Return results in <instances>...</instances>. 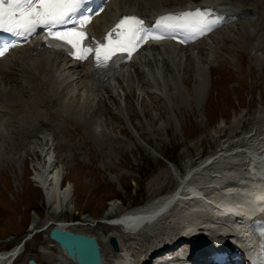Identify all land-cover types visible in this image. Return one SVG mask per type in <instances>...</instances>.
I'll return each mask as SVG.
<instances>
[{
  "label": "rangeland",
  "instance_id": "1",
  "mask_svg": "<svg viewBox=\"0 0 264 264\" xmlns=\"http://www.w3.org/2000/svg\"><path fill=\"white\" fill-rule=\"evenodd\" d=\"M174 1L167 0L166 5L186 0ZM263 16L261 11L258 17ZM258 26H264L263 19ZM243 29L239 22L200 43L199 49H185L186 65L181 67L180 76H175L176 85L169 82L168 98L166 91L147 77L144 68L115 93L107 89L93 98L91 92L83 95L85 86L81 84L73 97L45 85L38 86L40 94L36 80H27L21 67L22 53L15 54L9 62L10 72L0 73V78L6 79L0 91V109L7 115V121L0 123V132L6 133L2 134L5 137L0 135V251L25 242L13 264H29L30 259L39 264H62L60 259L65 257L58 244L50 240L49 229L33 237L30 232L31 222L39 216L40 226L56 224L48 219L45 194L33 180L37 170L34 164L38 158L44 162L46 152L31 147L45 144L46 136L58 155L57 165L67 166L63 186L71 180L76 189L75 208L55 218L73 224V231L99 237L108 259L126 253L136 264L155 245L180 232L187 233L186 223H176L161 225L157 237H144L102 221H106L110 202L117 201L124 213L174 191L181 176L207 160L209 165L217 152L228 154L244 144L241 139L253 129L257 112L264 109V62L257 58L259 54L264 58V54L253 48L251 34L242 36ZM250 30L253 32L255 27ZM199 61L203 72L200 80ZM137 67L135 64L130 74H135ZM167 67L170 72L164 73L170 77L173 68L170 64ZM29 82L36 83L34 90ZM199 85L203 87L200 96ZM11 99L19 101V109L5 104L13 105ZM223 157L191 175V182L201 187L209 199L237 189L248 171L241 158L234 161ZM174 165L178 174L172 172ZM214 169L218 175L212 173ZM222 186L226 189H218ZM182 188L186 194L187 185ZM195 213L200 215H191L196 217ZM91 216L94 222L84 221ZM201 223L214 224L209 218ZM113 236L119 241V252L110 243ZM201 237L200 244L202 240L210 241L206 235Z\"/></svg>",
  "mask_w": 264,
  "mask_h": 264
},
{
  "label": "bare ground",
  "instance_id": "2",
  "mask_svg": "<svg viewBox=\"0 0 264 264\" xmlns=\"http://www.w3.org/2000/svg\"><path fill=\"white\" fill-rule=\"evenodd\" d=\"M237 1L238 0H186L183 2H175L171 5H166L167 0H113L107 11L100 15L97 20L93 23L92 29L95 33H98L102 26H105L107 23H110L113 20V16H116L121 13L131 12L134 10H139L146 17L150 18L154 17L157 13H161L169 9H182L195 5H200L203 7H214L218 10L231 11L233 14L241 16L239 20H237V22H233L230 26L235 27L236 23L241 22V24L244 25L242 36H248L249 34H251L253 37V48L257 49V51H259L258 53L263 51L262 54H264V26H258L259 20H264V16L263 18L258 17L261 11L262 13H264V6L261 5L264 4V2L261 0H258V2L250 0L248 3H245L241 0L239 3H237ZM250 15L252 17H250ZM256 17H258V20L256 19ZM252 26L255 27V30L253 32L250 30ZM215 36L213 35L212 37ZM199 46V44H196L192 48L188 47V49H199ZM35 49L36 51H40V49H38V44H35L30 48L27 47L13 51L8 58L0 60V73L7 74L10 72L8 69L9 62L11 61L10 59H12L15 54L20 52L23 55L22 57H20V60L23 63V66L21 67H23L22 69H24L23 71L26 73L25 76L27 75V80H36L38 92H40L39 87L41 88L43 85H45L49 86L51 91L55 90L62 94L66 93L67 96L72 94L71 97L76 96V90L81 84H84L85 86L83 95H85L86 93V95L88 96L87 93L91 92V96H93V98L94 94H97L104 90L106 91L107 89L112 91V93H115L117 92L118 88H122V83H126V85L129 84V82L134 79V76H138L144 71L146 72L147 77L156 86L157 84H159L160 87L164 89V91H166L165 94L168 98V92H170L168 88L169 82L176 85V83L174 82L175 76H180L181 67L186 65V58H188L185 48L178 49L174 45L170 46L169 44H160L151 48L146 47L144 51L138 55L134 63L130 64L127 69H121L119 72H117L116 77L105 81L102 84H98L89 77V73L86 69L73 70L70 69V67H67L68 64L64 63V59L60 55V53L48 52L46 54H42L34 58L32 56V50ZM257 58L259 60L261 59V62L263 64L264 58H262L261 54H259ZM24 62H26L27 64H25ZM135 64H138V70H136L135 74L133 73L132 75L130 73ZM167 64H170L173 68V74L170 77H168L170 69L167 67ZM200 64L201 62L199 61V80L202 77L203 73ZM141 68H144L143 71L141 70ZM165 71H168L167 76H165ZM3 80L6 79L0 78V91L2 92ZM78 83H80V85ZM35 84V82L33 84L29 82V86L33 87V90L35 88ZM202 89V85H199L197 93L199 96V93ZM7 95L9 96V94ZM79 99L83 100V97H80ZM16 100H14V102ZM6 101L8 102L9 100L7 99ZM73 101L77 102L78 100L75 99ZM7 102L5 104L8 107H11L16 110L19 109V101L13 103V105L7 104ZM24 104L26 103L24 102ZM257 114V121H255L256 123L253 129L248 134H245L243 139H241L242 143L244 144L238 147V149L229 152L228 154L217 152V157L213 160V162H210V164H212L216 159L218 160L219 157L223 156V158H230L234 161L240 160L241 158L242 163L247 165L246 169L248 171L245 176L240 178L243 183L239 184L240 186H238L237 189H229L226 190V192L222 191L225 193L220 192L219 194L215 195L212 199H209L201 187H197L195 182L194 185V183L191 182V175H193L194 173H198L201 170H204L205 168L208 169L210 167V164L206 165V163L210 160H207L198 167L191 169L187 174L181 176L179 186H181L182 191V187H184L185 184L187 185V189L185 188V190H187L186 194H184L185 191H179V193L177 194L176 190L178 189V186L174 191L165 193L164 195L151 199L141 206L126 210L124 213H121L117 201L110 202V206L104 216V219L109 223H105V225L119 227L129 226L127 227V230L132 234H136L138 232L137 235L140 236L145 237V235H149L151 237H157L159 235V229L164 225L168 227L170 224L175 225L176 223H186L188 232H180L177 237L171 238L169 240H181L185 237L187 239L185 241V244L181 245L183 243L182 241L179 246L181 245L186 248H194L193 252L198 253L200 250H198V247L195 248L194 242H197L200 246L209 242L208 240H202L203 244H200L198 240H201V238H203L201 236L205 235L199 233L200 229H206L210 231L211 234L213 233L216 235L219 231L217 229H214L213 227H223L226 226L228 223L234 227L235 232L240 231L243 237L247 239L248 243L250 245H253L254 241L250 240L252 235L250 234V231L247 232L246 230L249 224L254 221V216H260L261 214L259 212H262V214L264 213V109L258 111ZM4 121H7V115L5 114V111L1 108L0 123ZM2 134L6 135L5 132H0V135ZM1 137L5 136L2 135ZM46 137H43L45 144L42 142L39 148L38 146L34 148L31 147V149L38 150L39 152H46L44 155V157H46L45 161L41 162L40 158H38L37 160L39 162H36L34 164L37 170L36 174L33 177V180L43 190L45 194L48 205V219H53L56 221V224H54V226H59L63 229H71V226L68 225L65 220L57 219L55 217L67 212H71L75 208V184H73V182L69 180L67 182V185L63 186V182L67 178V166L57 165V163L59 162L57 158L58 155L56 156V151L52 148L53 144L52 146H49L50 140ZM171 169L174 174L178 172V169L175 167V165ZM213 171L215 173L217 172L216 169L212 170V173ZM189 181L191 183H189ZM228 186L230 185H227V188ZM225 187L226 186H222V188L218 189L223 190L226 189ZM180 210L181 212L177 214V212H179ZM194 212H199L200 215H197L195 213L196 217H193L192 215L194 214ZM236 213L244 216L246 220L244 225L238 222H234L233 215ZM208 218L214 224H210L209 226H207L206 224L201 223V221H203L204 219L206 220ZM41 220L42 219L39 216L31 222V234L38 229H42V231L45 232L46 230L52 228L50 227V225L53 224L51 222L44 226H40ZM91 220L92 222H94L95 218L91 216L85 219L84 221ZM117 222H120L121 225ZM46 226L48 227V229H45ZM193 234H197V236L200 235L197 241L195 239L196 235ZM99 242L102 245L101 242L103 241H101L100 238ZM167 245L168 244L166 243L164 246ZM156 246L157 245H155V247L150 250V252L155 253V251L160 249L159 245L157 247ZM211 246L214 247L213 244ZM103 248H101V250ZM151 248L152 247H150L149 249ZM19 249L20 245L17 246L15 249L0 251V264H12V261L19 257L21 253H19ZM117 252H119V246ZM148 253L149 252H147V254ZM147 254L144 259H141V256L140 261L136 264H152L151 262L148 263V260L150 258L152 259L154 255H150L148 257ZM102 255L104 264H132L130 261L131 259H129L126 253H122L121 255L118 254V256L114 254L112 255L111 259H108V257H106L105 253H103L102 250ZM60 261L62 264H77L69 260L67 257H61Z\"/></svg>",
  "mask_w": 264,
  "mask_h": 264
},
{
  "label": "snow or ice",
  "instance_id": "3",
  "mask_svg": "<svg viewBox=\"0 0 264 264\" xmlns=\"http://www.w3.org/2000/svg\"><path fill=\"white\" fill-rule=\"evenodd\" d=\"M0 0V28L9 32H16L20 35L25 32H31L38 24H62L69 18L70 14L76 11L80 6V0H39V3L33 4V0ZM207 14L196 10L195 12H183L175 15L160 17L157 22V28L164 30H175L177 28L189 29L199 34L211 31L215 21L206 18ZM143 21L132 16L124 17L117 28L127 26V35L124 40L117 41L115 45L109 39V45L101 48L96 53L97 61L103 54L105 59L113 55L117 48H127L134 46L144 38L141 33H147L143 27ZM57 38H65L74 46H78L79 40L83 38L82 32L72 33H54ZM159 38V37H158ZM3 53L0 52V55ZM80 58H84L81 56Z\"/></svg>",
  "mask_w": 264,
  "mask_h": 264
},
{
  "label": "water",
  "instance_id": "4",
  "mask_svg": "<svg viewBox=\"0 0 264 264\" xmlns=\"http://www.w3.org/2000/svg\"><path fill=\"white\" fill-rule=\"evenodd\" d=\"M50 238L65 251L66 257L78 264H104L99 239L93 235L75 232L55 226L50 229ZM110 242L117 251L118 241L112 237ZM29 264H38L31 259Z\"/></svg>",
  "mask_w": 264,
  "mask_h": 264
}]
</instances>
